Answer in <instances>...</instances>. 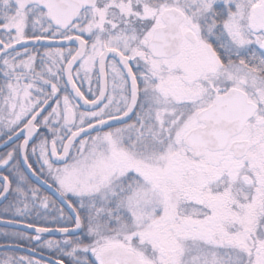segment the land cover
<instances>
[{
  "label": "snow or ice",
  "instance_id": "snow-or-ice-1",
  "mask_svg": "<svg viewBox=\"0 0 264 264\" xmlns=\"http://www.w3.org/2000/svg\"><path fill=\"white\" fill-rule=\"evenodd\" d=\"M0 149V264H264V0H0Z\"/></svg>",
  "mask_w": 264,
  "mask_h": 264
},
{
  "label": "flooded vegetation",
  "instance_id": "flooded-vegetation-1",
  "mask_svg": "<svg viewBox=\"0 0 264 264\" xmlns=\"http://www.w3.org/2000/svg\"><path fill=\"white\" fill-rule=\"evenodd\" d=\"M0 151H3V149H0ZM2 207H3V205L0 206V208H2ZM0 227H2V226H0ZM9 230H13V229H9ZM49 238H51V237H49ZM56 238H59V237H56ZM18 253H22L24 255H30V253H27V252L21 251V250ZM35 258L39 259V257H37V256H35Z\"/></svg>",
  "mask_w": 264,
  "mask_h": 264
},
{
  "label": "water",
  "instance_id": "water-1",
  "mask_svg": "<svg viewBox=\"0 0 264 264\" xmlns=\"http://www.w3.org/2000/svg\"><path fill=\"white\" fill-rule=\"evenodd\" d=\"M1 206V205H0ZM21 251H25V252H27V253H30V251H26V250H21ZM31 254V253H30ZM37 257H39L40 258V256L37 254L36 255Z\"/></svg>",
  "mask_w": 264,
  "mask_h": 264
},
{
  "label": "rangeland",
  "instance_id": "rangeland-1",
  "mask_svg": "<svg viewBox=\"0 0 264 264\" xmlns=\"http://www.w3.org/2000/svg\"><path fill=\"white\" fill-rule=\"evenodd\" d=\"M18 255H24V254H22V253H17Z\"/></svg>",
  "mask_w": 264,
  "mask_h": 264
}]
</instances>
